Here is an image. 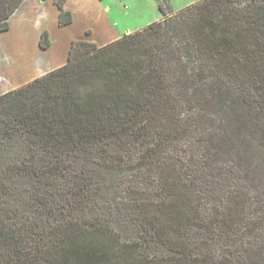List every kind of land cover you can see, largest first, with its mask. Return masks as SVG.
I'll return each instance as SVG.
<instances>
[{
    "label": "trees",
    "instance_id": "1",
    "mask_svg": "<svg viewBox=\"0 0 264 264\" xmlns=\"http://www.w3.org/2000/svg\"><path fill=\"white\" fill-rule=\"evenodd\" d=\"M158 6L0 95V264H264V0Z\"/></svg>",
    "mask_w": 264,
    "mask_h": 264
},
{
    "label": "rangeland",
    "instance_id": "2",
    "mask_svg": "<svg viewBox=\"0 0 264 264\" xmlns=\"http://www.w3.org/2000/svg\"><path fill=\"white\" fill-rule=\"evenodd\" d=\"M159 1L85 0L84 7L86 9L80 5L79 1H75L76 17L74 20L73 16L74 22L65 30H52V28L47 30L50 45L46 49L40 45L41 36L45 30L43 31V28L39 27L41 25L38 21L39 16L33 17L36 11L43 10L41 8H26L23 10L26 14L19 11L13 16L14 12L9 19V29L0 32V95L35 78L43 70V64L46 63L42 51L47 50L49 55H53L59 50V47L65 46L67 42L65 36H71L73 40L85 39L99 45L106 44L163 18V13L158 9ZM197 1L199 0H161L167 11L170 10V14ZM71 12L73 14L72 10ZM20 17L26 22L21 23ZM61 50L64 51V49ZM67 50L68 47L65 52ZM66 61L67 59H62L60 64H64ZM47 68H49L48 65L44 66V69ZM11 195H14L13 199H20L21 208L28 207L24 204L27 199L25 192H19L18 188H12ZM41 264L50 263L43 260Z\"/></svg>",
    "mask_w": 264,
    "mask_h": 264
},
{
    "label": "crops",
    "instance_id": "3",
    "mask_svg": "<svg viewBox=\"0 0 264 264\" xmlns=\"http://www.w3.org/2000/svg\"><path fill=\"white\" fill-rule=\"evenodd\" d=\"M75 1H79L80 2V5L82 7L85 6V0H66V8L69 9L70 11L72 10L73 11V16H74V20H75V10H74V3ZM26 8H41L43 11H36L35 14H33V17L37 15V17L39 16V23H41V25L39 26L40 28L42 27L43 28V31L44 30H50V28L53 29H56V30H65L67 29L69 26H71L72 24H69V25H60L59 24V8L58 6L55 4L54 0H24L23 3L20 5V7L15 11V13L13 14L16 15L17 12H23L24 14H26L25 10ZM86 9V7H84ZM158 9H159V6H158ZM23 14V15H24ZM162 19V18H161ZM20 22L23 23L25 20L23 18H19ZM160 20V19H159ZM29 21V20H27ZM26 22V21H25ZM74 22V21H73ZM38 27V28H39ZM55 27V28H54ZM112 27V26H111ZM62 28V29H61ZM143 28V27H142ZM140 29V28H139ZM40 36V34H39ZM66 37V44L65 46L62 48V47H59V50L58 51H54L55 53H53V55H49V51H42L44 54H43V59H46V63L43 64V70L41 72H39V74H37L36 76H39L41 74H44L58 66H61L62 63V59H67L68 60V54H69V50H70V47H71V41L73 40L71 38V36ZM39 38V37H38ZM54 39V37H53ZM53 42L55 43V40H53ZM53 44V43H52ZM52 47V45H51ZM68 47V50L67 52L66 51V48ZM58 48V47H56ZM46 49V48H44ZM61 49H64V51H62ZM67 57V58H66ZM48 65L49 68L47 69H44V66ZM1 76V75H0Z\"/></svg>",
    "mask_w": 264,
    "mask_h": 264
}]
</instances>
